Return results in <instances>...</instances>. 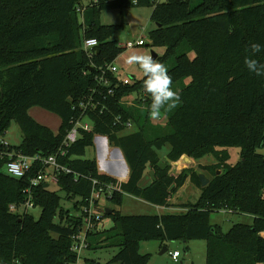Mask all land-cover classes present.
<instances>
[{"label": "trees", "instance_id": "16d2710c", "mask_svg": "<svg viewBox=\"0 0 264 264\" xmlns=\"http://www.w3.org/2000/svg\"><path fill=\"white\" fill-rule=\"evenodd\" d=\"M131 7H154L157 28L151 40L165 49L157 61L167 67L182 102L162 114L165 125L155 123L148 113L152 100L143 87L145 78L124 85L109 74L115 92L107 111L89 116L93 133L81 132L59 160L83 176L78 182L65 173L58 178L59 190L76 201L73 210L63 208L58 192L42 184L32 192L34 207L42 210L39 219L12 213L11 206L27 202L31 179L45 168L36 163L28 177L15 179L6 174L7 163L17 155L49 158L63 148L81 117L80 102L99 87L102 70L124 52L113 40L120 29L102 25L101 12ZM89 39L99 43L91 55L83 48ZM253 43L264 45V0H0V264L77 263L74 238L84 230L83 210L94 190L90 179L117 183L99 171L96 159L86 158L96 136L108 137L129 167L128 181L109 199L115 206L128 195L167 207L188 178L202 192L182 214L123 215L113 209L115 227L88 232V250L117 247L107 264H150V255L140 252L142 242L205 241L207 264H264V156L259 154L264 148V76L250 73L244 64L247 57L264 63V48L253 54ZM133 94L140 95L136 105L124 104ZM33 107L61 119L58 133L31 117ZM118 117L123 124L116 123ZM12 121L23 135L16 148L3 140ZM128 122L134 131H127ZM166 145L171 152L163 166L158 152ZM233 147L241 150V159L232 166L224 149ZM208 155L216 163L200 168L209 175L207 187L202 188L201 173L193 168L172 175L173 164L183 157L199 161ZM149 169L153 182L143 188ZM220 211L254 222L225 233L211 223L212 214Z\"/></svg>", "mask_w": 264, "mask_h": 264}, {"label": "rangeland", "instance_id": "374dc122", "mask_svg": "<svg viewBox=\"0 0 264 264\" xmlns=\"http://www.w3.org/2000/svg\"><path fill=\"white\" fill-rule=\"evenodd\" d=\"M161 3H165L168 0H160ZM154 7H131L125 9H111L103 10L100 15L101 24L104 26H117L119 30L120 37L118 39L119 47L125 46L129 41H137L138 39L144 38L146 43L143 47H135L132 49H125L123 54L117 59V65L119 66L122 74L128 77H131L132 82L143 80L144 74L136 65H129L126 61L129 55L133 53L148 54L153 57V55L161 57L165 49L162 47L153 46L151 40V33L156 30L157 25L152 21V14ZM119 59H121L119 61ZM156 59V60H157ZM140 97L138 94H133L125 98V101H137ZM31 111V112H30ZM31 115L42 121L43 124H47L50 127L59 128L60 118L42 108L33 107L30 109ZM44 113V117H39V114ZM159 120V123L165 125V120ZM154 120V122H158ZM45 122V123H44ZM134 127L131 131H134ZM99 137V136H98ZM108 138V137H106ZM4 142L14 148L20 147L23 143L22 132L16 123L12 121L4 138ZM223 150V149H220ZM227 151L230 159L228 161L229 165H236L240 162L241 159V150L239 148H227L224 149ZM171 152V146L166 145L162 150L158 152L161 165H165L168 161V155ZM98 147L97 145L93 148L88 149L86 158L87 159H96L98 158ZM259 154L264 156V148L259 150ZM187 157V156H185ZM190 159V158H189ZM193 160V159H192ZM192 162H183L180 165L181 170H177L174 166L172 175H177L181 173L184 169L193 168L197 172L203 173L200 169L202 166L214 165L216 163V158L213 155H208L199 161L193 160ZM106 174V173H105ZM204 174V173H203ZM208 175V174H206ZM209 176V175H208ZM154 177V172L148 170L145 174V177L141 181V187L146 188L151 185V182ZM49 189L58 194L62 198V206L67 210H73L74 203L76 201H68L66 194L59 190L57 184L52 183L49 186ZM201 189L196 186L190 178L187 179L185 185L178 190V192L172 197L175 203H185V204H195L198 202L201 196ZM98 211L100 215H104V212L109 210H117L123 215H160V214H180L178 211H161L159 207L152 206L147 204L141 199L125 196L123 199L122 206H115L109 200H102L99 204ZM104 208V210H103ZM178 208L187 209L186 205L179 206ZM104 211V212H103ZM41 208H34L29 211V214L32 215L35 219H39L41 216ZM249 216L233 214L229 211H220L213 213L211 216V223L213 225H219L222 227L225 233L229 232L230 229L236 224H246L251 225V220ZM99 229L102 230H111L115 227L113 218L109 215L107 217L103 216L101 221L98 223ZM165 246L160 248V242H142L140 245V252L142 255H150V264H175L173 262L170 252L179 250L182 254L181 262L177 264H207V243L205 241H191L188 244H184L181 241L171 243L169 245V252L163 256L159 254L163 251ZM119 252L117 247L103 248L98 250H85L81 256L80 264H89L87 260L96 261L101 264H107L112 260V258Z\"/></svg>", "mask_w": 264, "mask_h": 264}, {"label": "built area", "instance_id": "2783aa9c", "mask_svg": "<svg viewBox=\"0 0 264 264\" xmlns=\"http://www.w3.org/2000/svg\"><path fill=\"white\" fill-rule=\"evenodd\" d=\"M154 4L161 3L160 0H152ZM137 4V2H134ZM95 41V43H91V41ZM146 43L144 38L138 39L137 41H129L122 48L132 49L135 47H143ZM99 43L95 39H89L84 42L83 48L85 52L89 55L93 53L95 49H97ZM102 75L98 78L99 87L90 92V94L80 102L79 109L81 111V117L73 123V128L68 132V135L64 141L63 148L53 156L49 158H40V157H27L24 155H17L11 159L9 163H7L5 167V172L10 177L15 179H24L28 177L34 168L36 163H41L44 166V170H41L35 177L31 179L30 188L27 190L29 199L25 204L21 207L11 206V212L15 214H25L29 213L31 209H34L33 196L32 192L34 189L38 188L40 185H51L52 183L58 184V178L62 173L67 175H74L75 181L78 182L82 175L74 172L71 168L66 167L60 163V159L66 156V151L76 144L80 138L81 132L85 133H93L94 126L92 121L89 119L91 114L99 113L103 115L107 110L106 102L108 98L113 95L115 92L112 88L113 82L109 79V74H112L118 78V80L124 85H131L132 79L130 78H120L119 69L115 64L108 66L106 69L102 70ZM118 87V85H116ZM131 96V95H130ZM124 104L128 106H135L136 101H125ZM117 124H123V119L118 117L116 119ZM127 131L133 129L134 125L132 122H128L124 124ZM98 137V136H96ZM99 138L103 139L107 143H109V139L104 136H99ZM92 184L94 186L93 194L88 201V205L84 207L83 216H84V230L77 235L74 240L75 244L73 247L74 252L78 255V260L76 264H80L81 256L85 250H88L87 243V234L90 231H93L98 223L101 221L103 215L99 214L98 206L101 204L102 200H109L113 197L115 193L121 192V186L124 183L121 179H116L117 183H110L106 185H102L98 180H93ZM104 210V208H103ZM104 212V211H103ZM264 236V233H262ZM174 261L178 262L181 256L180 252H174L171 254Z\"/></svg>", "mask_w": 264, "mask_h": 264}, {"label": "clouds", "instance_id": "9594fccd", "mask_svg": "<svg viewBox=\"0 0 264 264\" xmlns=\"http://www.w3.org/2000/svg\"><path fill=\"white\" fill-rule=\"evenodd\" d=\"M95 43V41H91ZM264 45L253 43L251 52L259 53ZM129 65H136L144 74L143 87L151 96V104L148 107L149 116L153 120L161 118L162 114L176 109L182 102L178 91L173 90L172 78L168 74L167 67L159 61L153 59L151 55L133 53L128 56ZM244 64L250 73L257 76H264V63H260L256 59L247 57Z\"/></svg>", "mask_w": 264, "mask_h": 264}, {"label": "crops", "instance_id": "0c3cea01", "mask_svg": "<svg viewBox=\"0 0 264 264\" xmlns=\"http://www.w3.org/2000/svg\"><path fill=\"white\" fill-rule=\"evenodd\" d=\"M120 60L121 59H119V61ZM114 64L119 69V76H120V78H127V76H125V75L122 74V71L120 70L119 66L117 65V62H115ZM128 78L131 79V77H128ZM30 112H29V114L31 115ZM44 115H45L44 113L39 114V117H44ZM31 117L34 118L32 115H31ZM34 119L38 123H40V120H37L36 118H34ZM40 124L43 125V126H46V127L50 128L55 133H58V131H59L60 127H61L62 121L60 119V126L57 129L54 128V127H50L47 124H43L42 121H41ZM94 143H95V146L97 145V147H98V153H97L98 158H96V160L98 162L99 171L102 174H105L106 173V175H108L110 177H113L115 179H121V180H123L124 183L127 182L128 179H129V173H130V171H129V167L127 165V162L124 159V156H123L121 150H119L117 148H114L110 143H107L106 141H104L103 139H101L99 137H96L95 138ZM181 161L187 162L186 161V157H183L178 163L173 164V170H174V166L177 167L176 168L177 170H179V171L181 170V168L178 167V165L181 163ZM189 162L195 163L192 159H190ZM178 174H180V173H178ZM123 176H124V178H123ZM152 182H153V180H152ZM130 197H132V196H130ZM173 198H171L169 200V203H168V206L167 207H159V209L161 211H178V212H180V214L186 213L188 211V209H182V208H178V207L179 206H184V205H187V204H185V203H181V204L180 203H175L173 201ZM147 204H149V203H147ZM160 215H165V214H160ZM249 219L251 220V225H252L253 222H254V219L252 217H250ZM172 243H174V242H172ZM170 244L171 243H168L167 246H165V247H167L169 249V245ZM186 246H188V245H186ZM162 247H163V245L160 243V248H162ZM174 252H180V251L179 250H175L173 252H170V256ZM181 257H182V254H181L180 258H179V261L176 262V261L173 260V258L171 256V258H172L173 262H175V264L181 262Z\"/></svg>", "mask_w": 264, "mask_h": 264}, {"label": "water", "instance_id": "95a60500", "mask_svg": "<svg viewBox=\"0 0 264 264\" xmlns=\"http://www.w3.org/2000/svg\"><path fill=\"white\" fill-rule=\"evenodd\" d=\"M119 37H120V34L117 33V34L115 35V37L113 38V40L116 41V40L119 39ZM153 59L156 60V59H157V56H156V55H153ZM186 161L189 162L190 159H189L188 157H186ZM183 162H184V161H181V163L178 165V167H180V165H181ZM184 163H185V162H184ZM200 180H201V186H202V188H205V187H207V186L210 184V179L207 178V176L204 175V174H201V175H200ZM45 187H46V188H49V185H46ZM106 213H107L108 215H111V214L113 213V211L107 209ZM168 252H169V249H168L167 247H164L163 251H162L159 255H160V256H163V255H165V254L168 253Z\"/></svg>", "mask_w": 264, "mask_h": 264}, {"label": "bare ground", "instance_id": "6f19581e", "mask_svg": "<svg viewBox=\"0 0 264 264\" xmlns=\"http://www.w3.org/2000/svg\"><path fill=\"white\" fill-rule=\"evenodd\" d=\"M123 178H124V176H123Z\"/></svg>", "mask_w": 264, "mask_h": 264}]
</instances>
